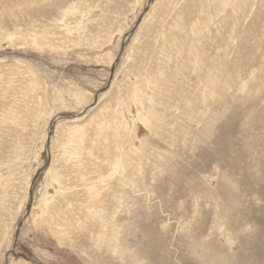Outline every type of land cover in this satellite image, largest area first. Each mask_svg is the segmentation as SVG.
I'll return each instance as SVG.
<instances>
[{
  "label": "rangeland",
  "instance_id": "374dc122",
  "mask_svg": "<svg viewBox=\"0 0 264 264\" xmlns=\"http://www.w3.org/2000/svg\"><path fill=\"white\" fill-rule=\"evenodd\" d=\"M215 263L264 264V0H0V264Z\"/></svg>",
  "mask_w": 264,
  "mask_h": 264
},
{
  "label": "bare ground",
  "instance_id": "6f19581e",
  "mask_svg": "<svg viewBox=\"0 0 264 264\" xmlns=\"http://www.w3.org/2000/svg\"><path fill=\"white\" fill-rule=\"evenodd\" d=\"M91 95H92V94H91ZM209 247H210V246H209ZM216 250H217V249H216ZM212 256H213V255H212ZM217 256H218V255H217ZM213 257H215V256H213ZM213 257H212V258H213ZM244 258H245V257H244ZM254 258H255V257H254ZM213 259H214V258H213ZM213 259H212V260H213ZM215 259H216V258H215ZM205 260H206V259H205ZM216 260H217V261L219 260V262L222 261V260H220V259H216ZM203 261H204V260H203ZM248 261H249V260H248ZM257 262H258V261H257ZM227 263H228V262H227ZM215 264H216V263H215ZM223 264H225V263H223ZM259 264H260V263H259Z\"/></svg>",
  "mask_w": 264,
  "mask_h": 264
}]
</instances>
